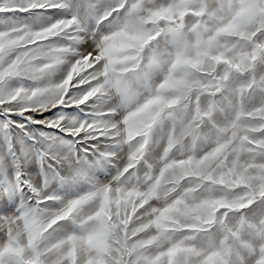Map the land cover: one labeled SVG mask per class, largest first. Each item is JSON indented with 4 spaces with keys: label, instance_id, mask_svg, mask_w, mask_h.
<instances>
[{
    "label": "snow or ice",
    "instance_id": "obj_1",
    "mask_svg": "<svg viewBox=\"0 0 264 264\" xmlns=\"http://www.w3.org/2000/svg\"><path fill=\"white\" fill-rule=\"evenodd\" d=\"M0 264H264V0H0Z\"/></svg>",
    "mask_w": 264,
    "mask_h": 264
}]
</instances>
